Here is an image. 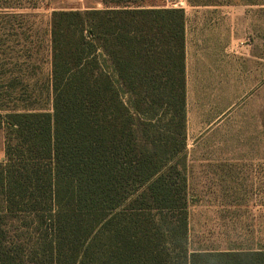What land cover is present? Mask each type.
<instances>
[{
	"label": "trees",
	"instance_id": "16d2710c",
	"mask_svg": "<svg viewBox=\"0 0 264 264\" xmlns=\"http://www.w3.org/2000/svg\"><path fill=\"white\" fill-rule=\"evenodd\" d=\"M102 4L52 12L47 91L30 36L0 40V264H264L189 248L185 11ZM22 9L0 5L2 30Z\"/></svg>",
	"mask_w": 264,
	"mask_h": 264
},
{
	"label": "rangeland",
	"instance_id": "374dc122",
	"mask_svg": "<svg viewBox=\"0 0 264 264\" xmlns=\"http://www.w3.org/2000/svg\"><path fill=\"white\" fill-rule=\"evenodd\" d=\"M146 2L151 6L175 9L168 0H146ZM0 5L23 7L18 13L28 15L25 32L11 31L9 27L2 30L5 28L0 24V40L6 42L11 39L10 41L13 42L16 40L14 36L16 33L30 36L28 47L34 54L33 60L36 66L33 72L38 79L47 83L44 85L45 91L51 74L52 12L104 9L102 0H0ZM191 8L193 7L188 4L186 11H190ZM194 11L192 17L195 21L234 24V37L241 40L240 55L235 54V66L239 58L241 71L238 77L235 69L231 92L228 91L227 85L226 92L218 95L220 101L217 102L215 124H208L213 120L212 117L193 116L188 120L187 164L188 166H240L242 173L249 174V177L257 176L264 179V7H252L241 3L235 6H219V9ZM7 71L12 70L7 68ZM4 159L5 132L0 130V162ZM237 187L238 194L235 192L233 196L240 200L264 199V180L242 182ZM203 196L200 192H189L188 197L190 200L200 199ZM249 207L254 209L252 206ZM252 234L249 232V235ZM198 247L192 246V248Z\"/></svg>",
	"mask_w": 264,
	"mask_h": 264
},
{
	"label": "crops",
	"instance_id": "0c3cea01",
	"mask_svg": "<svg viewBox=\"0 0 264 264\" xmlns=\"http://www.w3.org/2000/svg\"><path fill=\"white\" fill-rule=\"evenodd\" d=\"M217 8L185 10L188 120L193 116L212 117L209 125L217 121L218 95L226 92L227 85L231 92L235 69L238 77L241 71L239 58L235 66L241 40L234 37V24L193 20L194 10ZM187 179L189 192L204 195L189 200V248L192 252L264 250V199L240 200L233 196L235 192L238 194L240 183L264 179L249 177L242 173L240 166L211 165L188 166ZM193 245L199 247L192 248Z\"/></svg>",
	"mask_w": 264,
	"mask_h": 264
},
{
	"label": "built area",
	"instance_id": "2783aa9c",
	"mask_svg": "<svg viewBox=\"0 0 264 264\" xmlns=\"http://www.w3.org/2000/svg\"><path fill=\"white\" fill-rule=\"evenodd\" d=\"M168 1L175 9H180V10L187 9V5H188L187 0H168Z\"/></svg>",
	"mask_w": 264,
	"mask_h": 264
}]
</instances>
